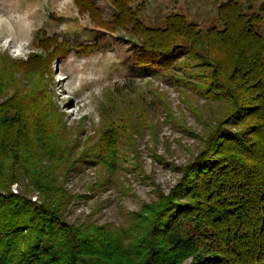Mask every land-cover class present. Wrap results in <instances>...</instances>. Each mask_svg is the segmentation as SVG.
I'll use <instances>...</instances> for the list:
<instances>
[{
	"label": "rangeland",
	"instance_id": "obj_1",
	"mask_svg": "<svg viewBox=\"0 0 264 264\" xmlns=\"http://www.w3.org/2000/svg\"><path fill=\"white\" fill-rule=\"evenodd\" d=\"M92 1L94 12L76 0H0V114L12 117L20 103L57 113L63 151L50 165L72 196L67 222L136 235L141 225L157 228L184 168L232 111L223 91L205 92V75L217 72L211 86L228 82L236 103L251 100L237 75L223 82L231 52L207 35L223 27L218 7L236 2L264 38V0H129L142 26L164 28L170 16L193 26L191 36L166 35L183 53L168 66L138 61L139 36L110 0ZM192 261L188 255L178 264Z\"/></svg>",
	"mask_w": 264,
	"mask_h": 264
},
{
	"label": "trees",
	"instance_id": "obj_2",
	"mask_svg": "<svg viewBox=\"0 0 264 264\" xmlns=\"http://www.w3.org/2000/svg\"><path fill=\"white\" fill-rule=\"evenodd\" d=\"M110 1L122 25L141 39L138 61L168 66L183 54L165 37L191 36L192 25L170 16L164 28L145 27L129 0ZM76 5L95 11L92 0ZM217 16L222 29L207 35L231 52L232 68L223 82L237 75L252 91L251 100L236 103L228 82L211 86L218 83L217 72L205 75L211 81L205 92L223 91L232 111L184 168L157 228L141 225V234L132 235V228L67 222L72 196L50 165L63 151L56 137L58 114L45 107L24 110L21 103L12 107V117L0 114V264H178L188 255L191 264H264V38L234 1L221 4ZM239 124V130L226 126ZM14 184L16 193L10 190ZM31 192L37 194L34 201Z\"/></svg>",
	"mask_w": 264,
	"mask_h": 264
}]
</instances>
